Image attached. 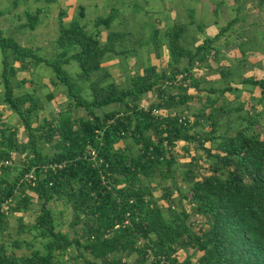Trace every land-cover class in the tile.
Returning a JSON list of instances; mask_svg holds the SVG:
<instances>
[{
    "label": "trees",
    "instance_id": "trees-1",
    "mask_svg": "<svg viewBox=\"0 0 264 264\" xmlns=\"http://www.w3.org/2000/svg\"><path fill=\"white\" fill-rule=\"evenodd\" d=\"M39 11V7L27 11L24 24L34 28ZM116 12L112 6L106 15L95 16V28L88 30L84 5H78L68 23L62 21L65 10L61 9L55 52L48 56L0 27V103L18 115L26 136L23 140L15 126L0 123V159L12 161L14 152L23 157L12 178L8 176L11 165L0 163V264H64L70 246L76 247L84 264H264V139L255 129L264 117V76L241 79L259 87V95L251 98L261 108L249 111L238 97L235 104H217L218 94L240 91L239 87L230 83L214 86L193 74L198 64L216 61L222 53L218 40L239 16L213 35L204 34L198 43L188 40V23L193 18L168 25L160 38H156L159 28L154 27L155 54L160 55L165 44L169 68L145 65L133 74L129 85L120 86L102 65L107 56L133 51L117 43L124 32L110 28ZM193 12L190 7L191 17ZM3 13L0 10V16ZM100 26L109 29L104 40L99 38ZM198 28L202 31L201 25ZM248 40L242 37L238 46ZM224 43L227 46L231 40ZM70 60L79 65L77 77L64 66ZM39 63L51 67V82L64 86L68 100L54 118L40 115L44 103L35 90L15 91L16 71ZM217 68L221 77L231 71L230 67L226 71L220 65ZM81 80L87 85L82 86ZM152 89L157 101L140 103L141 96ZM53 97L50 91L46 100ZM190 100L201 103L194 109L193 119L187 106H182ZM111 104L113 107L104 109ZM78 107L85 113L73 114ZM155 108L161 113H155ZM128 137L137 146L135 153L117 145ZM179 140L203 149L212 164L202 176L195 163L184 168L181 179L187 187L174 201L173 185L162 181L174 173L177 161L172 149ZM90 149L95 151L94 158ZM30 171L35 174L32 180L25 176ZM154 177L162 184L166 206L149 188L147 182ZM33 195L40 207L34 221L26 224L22 214ZM55 199L70 205L73 219L69 226L74 228V236L68 229L57 228L50 204ZM13 212H20L19 232L36 229L46 237L43 249L23 237L4 238L2 232ZM190 214L205 216L207 226L194 225ZM22 246L30 251L17 253ZM190 248L200 251L194 261L192 253L181 254Z\"/></svg>",
    "mask_w": 264,
    "mask_h": 264
},
{
    "label": "rangeland",
    "instance_id": "rangeland-1",
    "mask_svg": "<svg viewBox=\"0 0 264 264\" xmlns=\"http://www.w3.org/2000/svg\"><path fill=\"white\" fill-rule=\"evenodd\" d=\"M195 1L199 2V4L197 5V10L193 9L192 7L194 11L192 17L189 14V9L190 6L194 5V0L193 2L192 0H86V2H84L87 6H85V16L83 21H85V25L88 30H94L95 27L93 25V19L95 16L106 15L110 11V8L112 6L117 8V12L115 13V16L111 22L110 28L124 32V35L122 36L123 39L117 38V41L119 42L118 45L123 44L133 48V51L128 58L126 57V55H119V59L123 62L121 66L118 60L113 62V65L110 66L109 64L107 66H110V69L108 70L110 73H112V79L116 81L118 85H129L130 79L133 74L137 71H140L145 65L155 64L157 65L158 69L169 68L167 64L168 51L162 45V49H160V55L156 56L152 41V39L154 38V27L159 28V33L156 38H160L163 31L169 24L168 20L171 19V17L167 18V16H169V11H172V14L174 16L173 21L176 22H189L190 19L193 18L194 21L188 23L192 27H198V25H200L199 23L203 22H205L206 24H211L212 21L216 20H218V22L220 23H223L224 25L227 20L232 17L233 14H236V16H239L240 18L238 21L234 22L232 26L238 27V31L241 30L242 35H244L245 29H249L248 33H251V31H254L256 27H259V23H264L262 22L264 20V0ZM81 2V0H56V2H53V0H0V10L4 11V13L0 16V27H2L5 34L13 36L19 42H29L31 40L33 42L37 41L39 43V46L44 49H40V52L48 56L55 52L53 50L55 46L53 39L57 35L58 31L59 11L61 9L65 10L64 15L62 16V21L64 23H68L76 15L78 4ZM38 7L40 8V22L34 29H31L24 24L27 19L26 12H34ZM160 9H163L161 14L159 13ZM165 9L166 12L164 13ZM212 28V24L206 26L207 30ZM13 29L16 31L9 32ZM215 29H217V27ZM108 31L109 29L107 27L100 26L99 38L105 39ZM229 32H231V28H228L225 31V33ZM235 32L236 31H233L234 34ZM225 33L220 37L218 43L220 41V47L222 51L224 52V54L228 55L227 51H230L229 49L233 47L227 48L223 46L224 41L227 38V36L224 37ZM32 34L34 38H28L29 35L32 36ZM189 38L190 34H188V40ZM202 38L203 34L201 36V39ZM188 40H186V42ZM239 40V38L236 39L237 42ZM231 53L232 51H230V54ZM126 58L127 60H124ZM229 58L234 59V54L229 55ZM208 63L209 64H198L193 68V74L196 77L201 78L205 76L204 72L209 73L211 67L217 68L216 64L218 63L216 61L210 60ZM229 63L232 62H227L226 64H223L224 66L220 64L218 65H220L223 70L226 71L227 67H232V65H230ZM38 66H40L39 71L35 70L32 73L27 72L28 74L24 72L27 76L24 75L21 78L28 79V83H25L20 87L16 85V80L19 79L14 75L15 91L22 92L26 90H35L36 94L43 100L44 103V108L41 110L40 115H47L54 118L57 116V113L58 111H60V109L67 107L68 100L64 93V86L62 84H53L51 82V77L49 78V75L53 76L54 73L50 66L44 63H41ZM64 66L71 75L77 77V73L79 72V65L77 61L70 60ZM194 69L196 70L194 71ZM230 73L231 72L223 77L224 79H226L225 84H227L229 81L237 80V75ZM249 75H247V77H250ZM42 78L45 79V82H41L43 80ZM80 84L82 86H86L87 82L81 80ZM231 86L233 85L231 84ZM250 87L253 88V86ZM51 90L54 92V97L48 102L46 100V95ZM172 90L176 91L175 88H172ZM192 91L194 92L195 90ZM252 91L253 92L251 94H258V88L255 89L254 87ZM83 92L88 96V90L86 89V87ZM236 97H238L240 101H248L246 104L244 103V107L246 109L249 108V111H255V109H259V105L256 104L254 100L248 98L250 97V93L247 90L243 92L234 90L232 92L218 94L217 104L228 101L229 103L235 104L234 102L237 99ZM157 99L158 97L156 95V90L152 89L141 96L140 103H144L146 105L156 102ZM113 105L114 104L105 106L104 109H109L113 107ZM252 105L253 109H250ZM182 106H187V114L191 119H193V111L196 107H198V102L190 100ZM73 111V114L75 115H82L85 113V110L80 107L74 109ZM98 112L101 113L102 110L98 109ZM0 123L2 125L11 124L15 126L17 128L18 137L24 140L26 139L25 132L18 115L7 104H0ZM255 127V129L260 132L261 138L264 139L263 115L261 118V124H258ZM117 145L128 148L132 153H135L137 150V146L133 143L130 137L118 142ZM206 145H209V142H206ZM185 146H187L188 148L186 149ZM46 149L49 150L50 146H47ZM172 150L176 157L177 164L174 168V173L172 174V176H168L167 179L162 182L163 184L171 183L173 185L174 191L172 196L174 197V201H176L181 197V192L184 191L187 187L185 182L181 179L182 170L186 167H191L192 163H195V170H197L199 175L202 176L209 171V167L212 164V161L207 156V154H205V151L203 149L194 148V143L192 142L179 140ZM22 158V154L14 152L12 161L10 163L11 167L8 171L9 177L12 178V176L17 172V167L18 165H21L20 163L22 162ZM142 179L143 181H147L144 177ZM147 183L149 184V188L150 190H152L154 196L158 198V202L160 204H163V206H166V203L162 198V184H159L155 177L151 178ZM33 197L34 198L32 202L29 204L30 207L22 214L23 222L26 224L32 223L34 221L40 207L39 200H37L34 195ZM183 202L184 207H186V209H189L190 204L188 203V201L186 199H183ZM50 204L53 209L54 218L57 221V228L63 227L65 229H68L69 235L74 236V228L69 226L70 222L73 219L70 205L64 204L60 199H55L51 201ZM19 214L20 212H13L9 215L7 226L2 232L4 238L9 240L15 236L23 237L29 239L33 243L34 247L43 249V241L46 237L37 234L38 230L33 229L30 232H19L17 230ZM189 220H193L195 222L194 225L196 226L198 224L202 227H206L208 224L205 216L199 214H190ZM16 251L17 253L29 252L30 248L22 246L16 249ZM186 252L192 253L193 261L200 254V251L194 250L192 248H190L188 251L181 250V254L183 256L186 254ZM64 258V264H84L82 257L79 256L75 246H70L68 248V254H66Z\"/></svg>",
    "mask_w": 264,
    "mask_h": 264
},
{
    "label": "crops",
    "instance_id": "crops-1",
    "mask_svg": "<svg viewBox=\"0 0 264 264\" xmlns=\"http://www.w3.org/2000/svg\"><path fill=\"white\" fill-rule=\"evenodd\" d=\"M82 2L81 3H79V4H82V5H84V7L85 6H87L86 5V3H84V2H86V0H81ZM53 2H56V0H53ZM192 2H193V0H192ZM68 3H70V2H68ZM102 3V2H101ZM194 5L193 6H190L191 8L193 7V9H196L197 10V5L199 4V2H196L195 0H194ZM78 4V5H79ZM103 4V3H102ZM102 4H101V6H102ZM164 6V5H163ZM189 6V5H188ZM163 8V7H162ZM200 8V7H199ZM162 10L163 9H160L159 10V13L161 14L162 13ZM147 11V10H146ZM150 12V11H149ZM148 12V13H149ZM166 12V9L164 10V13ZM39 14H40V12H39ZM169 16H167V18H169V17H171V19L170 20H168L169 21V24L168 25H171V24H173L174 22H176V21H173V19H174V16H173V14H172V11H169ZM173 16V17H172ZM236 16V14H233L232 15V17L231 18H233V17H235ZM40 15H39V21H38V23L37 24H39V22H40ZM230 18V19H231ZM240 18V17H239ZM229 20V19H228ZM227 20V21H228ZM239 20V19H238ZM237 20V21H238ZM183 22V21H182ZM203 22V21H202ZM262 22H264V20L262 21ZM37 24H36V26H37ZM201 26H202V31H200V29L197 27V26H195V27H192L191 25H189L188 24V34H190V38L192 39V40H194V43H198V42H200L202 39H201V36H202V34L204 35V34H207V35H213L218 29H219V27L220 26H222L223 25V23H220V22H218V20H216V21H212V25H213V28L212 29H206V26L207 25H211V24H206L205 22H203V23H199ZM167 25V26H168ZM35 26V27H36ZM34 27V28H35ZM111 27V26H110ZM217 27V29H215ZM34 28H31V29H34ZM264 23H259V27H256L255 28V30L254 31H251V33H248L249 32V29H245L244 30V35L243 36H241L242 35V33H241V30H239L238 31V27H233V29L231 28V32H229V33H225V36L224 37H226L227 36V38L225 39V41L226 40H231V43L230 44H228L227 46H225V43H224V47H227V48H229V47H233V48H231V49H229L230 51H232V53L231 54H234V59L233 58H229V55H231L230 54V51H227V54L228 55H226V54H224V52L222 51V49H221V52L223 53V54H219L218 56H217V58H216V62L218 63V64H220V65H222V66H224L223 64H226L227 62H232V63H229L230 65H232V67H230L231 69H232V71H230L231 73L230 74H236L237 75V80L236 81H229L228 83H230V85L232 84L233 86H236V87H239L241 90H240V92H243V91H248L249 93H250V97H248V98H250L251 100H253L252 98H251V96L252 95H254V94H251L253 91V88L255 87V89L256 88H258V94H256L255 96H258L259 95V87L258 86H254V85H251V84H247V83H245V82H242L241 81V79L242 78H244V76L245 77H247V75H249L250 77H254V78H259V77H262V76H264ZM99 30H100V27H99ZM12 31H16V30H11V31H9V32H12ZM233 31H236L235 32V34L233 33ZM58 32V31H57ZM247 37L249 40L248 41H246V43H243V44H241V46L239 47L238 46V43L241 41V39H242V37ZM19 37V36H18ZM28 38H34V36H33V34H32V36L31 35H29V37ZM55 38V37H54ZM240 39L238 42L236 41V39ZM103 39V38H102ZM101 39V40H102ZM38 40V39H37ZM104 40V39H103ZM32 41V40H31ZM31 41H29V42H22V41H20V43H22V44H24V45H32V46H35V47H37V50H38V52L39 53H41L40 52V49H43L41 46H39V43L37 42V41H35V42H31ZM164 41V40H163ZM53 42H54V39H53ZM117 43H119L118 41H117ZM250 43V44H249ZM163 46H164V48H166V45L165 44H162ZM161 49H162V46H161ZM44 50V49H43ZM53 50H55V46H54V49ZM52 50V51H53ZM166 50H167V48H166ZM168 51V50H167ZM42 54V53H41ZM1 51H0V71H1ZM130 56V54L129 55H126V57L128 58ZM120 57H119V55H114V56H112V55H110V56H107V57H105L104 58V60L102 61V64L104 65V66H108L109 64H110V66L111 65H113V62H115V61H117L118 60V62H119V64H120V66L122 65V61L119 59ZM127 58L126 59H124V60H127ZM168 60V59H167ZM15 63V65H19V62H14ZM237 63V64H236ZM39 64H41V63H39ZM39 64H29V66H28V68L27 69H18L17 71H16V74H15V76H17L16 78H18V79H20L22 76H27L24 72H29V73H32V72H34L35 70H38L39 71V68H40V66H38ZM218 64H216V67L218 66ZM109 66V67H110ZM109 67H107V69H110ZM25 70H27V71H25ZM196 69H194V71H195ZM28 74V73H27ZM112 74V73H111ZM251 74H253V75H251ZM257 74V75H256ZM204 79L202 80V81H208L207 83H211L212 82V84L214 85V86H222L223 84H225L226 82V79H224L223 77H221V75H220V73H219V71L217 70V68H210V71H209V73H205L204 72ZM54 76V75H53ZM53 76H50L49 75V78L51 77V78H53ZM15 78V77H14ZM43 80L41 81V82H45V79L44 78H42ZM51 80V79H50ZM18 81V80H17ZM40 82V83H41ZM116 82V81H115ZM232 82H235V83H232ZM25 83H28V80L27 81H25L24 83H21V84H18V83H16V85H18V87H20V86H22L23 84H25ZM117 83V82H116ZM201 83H205L206 84V82H201ZM219 83H221V84H219ZM227 83V84H228ZM250 86H253V88L252 87H250ZM2 89V83L0 82V90ZM192 90H195V89H190V91H192ZM52 91V90H51ZM50 92V91H49ZM193 92V91H192ZM201 93H203V95H207V92L206 91H203V90H201L200 91ZM226 92H229V91H226ZM54 93V92H53ZM205 93V94H204ZM211 96H213L214 95V93H211L210 94ZM237 100V99H236ZM248 101H245L244 103L246 104ZM234 103H236V101L234 102ZM1 105H4V103H0ZM201 106V103H198V107H200ZM245 106V105H244ZM243 106V107H244ZM255 106H256V104H255ZM46 107V106H45ZM261 106H259V108H260ZM243 110V109H242ZM245 110V109H244ZM24 140V139H23Z\"/></svg>",
    "mask_w": 264,
    "mask_h": 264
},
{
    "label": "built area",
    "instance_id": "built-area-1",
    "mask_svg": "<svg viewBox=\"0 0 264 264\" xmlns=\"http://www.w3.org/2000/svg\"><path fill=\"white\" fill-rule=\"evenodd\" d=\"M154 112L155 113H161V111L159 109H156V108L154 109ZM89 154L92 158L95 157V151L93 149L89 150ZM0 163L10 164L11 159H0ZM62 164H64V161L58 163V166H61ZM54 165H56V164L54 163L52 166H54ZM25 176L28 180H32L35 177V174L32 171H30L29 173H25Z\"/></svg>",
    "mask_w": 264,
    "mask_h": 264
}]
</instances>
